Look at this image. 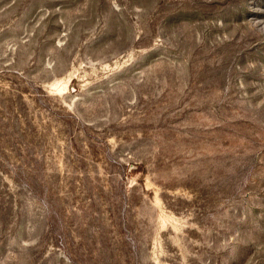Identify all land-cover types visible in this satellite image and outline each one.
<instances>
[{"label": "rangeland", "instance_id": "obj_1", "mask_svg": "<svg viewBox=\"0 0 264 264\" xmlns=\"http://www.w3.org/2000/svg\"><path fill=\"white\" fill-rule=\"evenodd\" d=\"M0 264H264V0H0Z\"/></svg>", "mask_w": 264, "mask_h": 264}]
</instances>
